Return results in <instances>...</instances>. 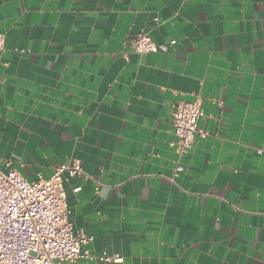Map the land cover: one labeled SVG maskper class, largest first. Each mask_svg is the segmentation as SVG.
<instances>
[{"label": "crops", "instance_id": "0c3cea01", "mask_svg": "<svg viewBox=\"0 0 264 264\" xmlns=\"http://www.w3.org/2000/svg\"><path fill=\"white\" fill-rule=\"evenodd\" d=\"M145 33L168 52L135 53ZM0 34V167L79 160L70 222L123 258L79 264H264V0H0Z\"/></svg>", "mask_w": 264, "mask_h": 264}, {"label": "built area", "instance_id": "2783aa9c", "mask_svg": "<svg viewBox=\"0 0 264 264\" xmlns=\"http://www.w3.org/2000/svg\"><path fill=\"white\" fill-rule=\"evenodd\" d=\"M5 41V36L0 34V51L4 50ZM130 46L140 55L168 52L167 45L155 43L146 33L135 38ZM201 116L198 102H181L175 106L171 147L179 156L195 142ZM181 170L177 168V172ZM65 174L82 175L81 162L74 160L59 165L50 178L39 176L34 182L15 170L4 172L0 167V264L123 262L120 256H92L87 246L93 238L74 230L64 186Z\"/></svg>", "mask_w": 264, "mask_h": 264}]
</instances>
